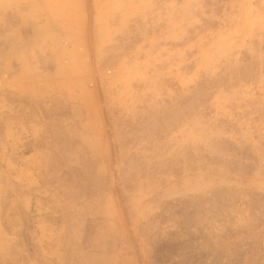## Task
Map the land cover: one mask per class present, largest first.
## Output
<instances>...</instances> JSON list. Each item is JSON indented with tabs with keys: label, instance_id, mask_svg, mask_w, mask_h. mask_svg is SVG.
Listing matches in <instances>:
<instances>
[{
	"label": "rangeland",
	"instance_id": "1",
	"mask_svg": "<svg viewBox=\"0 0 264 264\" xmlns=\"http://www.w3.org/2000/svg\"><path fill=\"white\" fill-rule=\"evenodd\" d=\"M0 264H264V0H0Z\"/></svg>",
	"mask_w": 264,
	"mask_h": 264
}]
</instances>
